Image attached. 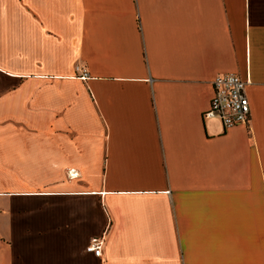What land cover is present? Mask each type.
Here are the masks:
<instances>
[{"label":"crops","instance_id":"crops-1","mask_svg":"<svg viewBox=\"0 0 264 264\" xmlns=\"http://www.w3.org/2000/svg\"><path fill=\"white\" fill-rule=\"evenodd\" d=\"M0 264H264V0H0Z\"/></svg>","mask_w":264,"mask_h":264},{"label":"built area","instance_id":"built-area-1","mask_svg":"<svg viewBox=\"0 0 264 264\" xmlns=\"http://www.w3.org/2000/svg\"><path fill=\"white\" fill-rule=\"evenodd\" d=\"M74 73L80 79H86L88 73L81 65L74 66ZM246 81L231 72L216 74L210 84L212 94L207 108L202 112L204 118H215L223 128L236 124H245L249 117V103L245 94ZM102 231L93 236L85 245V251L95 257L100 256L103 243Z\"/></svg>","mask_w":264,"mask_h":264}]
</instances>
